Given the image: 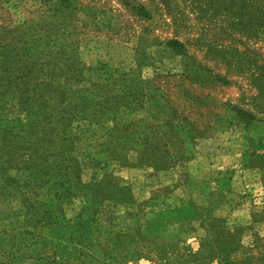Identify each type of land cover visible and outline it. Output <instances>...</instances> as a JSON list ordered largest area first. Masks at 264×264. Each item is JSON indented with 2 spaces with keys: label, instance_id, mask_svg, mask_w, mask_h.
Wrapping results in <instances>:
<instances>
[{
  "label": "rangeland",
  "instance_id": "rangeland-1",
  "mask_svg": "<svg viewBox=\"0 0 264 264\" xmlns=\"http://www.w3.org/2000/svg\"><path fill=\"white\" fill-rule=\"evenodd\" d=\"M139 7L149 16L139 15ZM25 25L36 26L54 55L68 59L70 67L56 71L83 77L71 86L87 90L98 81L115 90L113 137L124 161L97 147L112 121L76 128L83 181L107 183L97 210L81 195L63 209L71 223L83 219L89 250L97 247L94 238L114 242L116 258L104 264H264V0H0V28ZM172 39L183 42L184 51L171 48ZM238 108L254 118H242ZM24 121L13 104L0 113V127ZM198 156L214 165L210 178L222 191L183 222L176 241L146 235L154 199L167 193L188 198L190 188L205 185L206 168L190 166ZM132 169H139V189ZM106 172L119 182L110 184ZM133 201L140 213L127 210ZM19 209V200L0 197V232L12 223L15 247ZM93 222L96 232L87 228ZM72 228L61 240L51 235L50 243L68 245ZM1 258L0 264L36 262Z\"/></svg>",
  "mask_w": 264,
  "mask_h": 264
},
{
  "label": "trees",
  "instance_id": "trees-1",
  "mask_svg": "<svg viewBox=\"0 0 264 264\" xmlns=\"http://www.w3.org/2000/svg\"><path fill=\"white\" fill-rule=\"evenodd\" d=\"M138 14L149 16L145 7H139ZM35 27L0 28V113L7 112L13 104L25 115V121L19 127H0V197L19 200L21 209L15 214L23 216L16 247L13 245L12 223L5 225L0 232L1 259L18 263L23 258L34 257L35 264H65L63 259L66 264L108 263L116 258L111 256L116 244H103L94 238L97 247L89 250L93 242L84 244L86 227L83 219L71 223L64 217L63 209L81 195L87 198L89 208L97 210L107 184L101 181L86 183L82 179L76 140V128L80 123L107 125L112 121L114 124L106 130L104 142L97 147L105 148L112 157L110 159L124 161L123 146L113 137L118 125L114 116L118 108L115 90L98 81H91L92 87L87 90L71 86L74 81H82L83 77L66 70L56 71V66L70 67L68 59L62 55L56 57L48 38L34 33ZM42 30L46 32L47 28ZM169 46L174 50L185 49L184 43L178 39L170 40ZM107 82L110 81L104 83ZM237 111L242 118H254L253 113L244 109L238 108ZM93 139H96L94 135ZM14 171V175L9 173ZM108 177L112 178L110 184L119 182L113 172L104 174V178ZM199 208L194 207L193 216L177 220L197 218ZM87 211V208L83 209L85 214ZM169 223L164 212H159L151 223L146 224V235L151 233L160 240L169 239L166 232ZM93 224L87 228L96 232ZM71 227L74 228L67 240L68 245L50 243L51 235H58L61 240L67 236L66 232L61 233ZM71 244H78L81 248L77 245L70 247L69 253L65 252L69 251ZM77 250L78 253L73 254ZM29 251L33 254L28 256Z\"/></svg>",
  "mask_w": 264,
  "mask_h": 264
},
{
  "label": "crops",
  "instance_id": "crops-1",
  "mask_svg": "<svg viewBox=\"0 0 264 264\" xmlns=\"http://www.w3.org/2000/svg\"><path fill=\"white\" fill-rule=\"evenodd\" d=\"M207 160H208L207 156H198L197 158L193 159L190 162L191 169H198L202 167L206 168L205 173H208L209 175H207V180H206L205 185H203L202 187H198V188L196 187L190 188L191 193L189 194L188 198H182L173 193L163 194L157 199H154L153 204L148 207V209L152 211V216H153L152 220L157 216L159 212H164L166 219L168 218L170 220V223L167 225V230H166L167 234H169L168 240L176 239L179 234V230H181V226L184 220L182 221V220H177V219L185 218L188 216H193L195 213L194 212L195 206H198V207L209 206L211 203L212 197L215 195V193L217 191H220V192L222 191L216 179L213 176H211L210 178V173H209L210 168L209 167H213L214 165L211 164L210 161H207ZM207 168H209V170ZM137 171L139 172V169H132L130 170L129 175L131 176L130 180L134 183L133 185L134 188L138 187L139 189L140 185L142 184V180L138 178L139 175ZM195 173L196 174L199 173V170H197V172ZM196 177H199L198 174L196 175ZM134 188H133L134 195L136 198H138V196H136ZM234 189H237V188H234ZM150 190H151V185H149V187L147 188L143 187V191L145 193L149 192ZM224 192H228V190ZM131 206H136V203L132 205L128 204L126 206L129 212H132L133 210H135L138 213H140L139 208L137 207L135 208ZM142 214L145 217L146 211H143ZM129 217L131 218L130 214H129ZM138 220L140 222V220H142L141 217L140 218L138 217ZM135 224H138L137 221Z\"/></svg>",
  "mask_w": 264,
  "mask_h": 264
}]
</instances>
